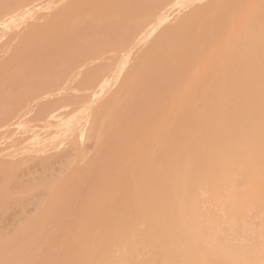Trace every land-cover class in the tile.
Listing matches in <instances>:
<instances>
[{
  "label": "bare ground",
  "instance_id": "bare-ground-1",
  "mask_svg": "<svg viewBox=\"0 0 264 264\" xmlns=\"http://www.w3.org/2000/svg\"><path fill=\"white\" fill-rule=\"evenodd\" d=\"M34 1L36 0H0V17L2 18L0 19L1 22L7 14L11 13V12L8 13L7 11L9 10H11L12 12L17 11L18 10L17 8L21 6H23V9L27 6H31L33 8L35 7V4H33ZM47 1H50V0H47ZM68 1L69 2L66 3L63 9L55 12V13H59L58 15H60L56 22H53L52 24H48L49 26L47 28H42L41 26H43L44 24L40 25V23H37V25L35 24L34 26L37 30V33L35 32L29 33L31 31L30 30L28 33L24 34V37L20 36L21 38L20 39L18 38L19 43L22 42L23 44H26L27 46L29 45L30 47L29 51L23 52V51H20L22 49L20 50L16 49L10 56L3 57L5 61L6 60L11 61V64L14 67L22 68L21 69L22 71L20 69L17 72L15 71L16 72L15 81L17 82L15 84H18L16 85V87H19L17 88L19 92H21L20 91L21 87L24 91L27 88H29L27 89V91L29 92L25 91L24 96L21 98H19L18 95L16 94V97H14V99L10 101V103H7L9 104L8 106L10 107L12 105V108L6 111L0 110L2 119L9 117L14 112H20L24 107V103H25L24 101L26 99L32 98L34 100L35 97L37 98L41 96L40 93H42L43 89H48L49 91V89L55 86V84L61 82L64 79V75H66L67 73H71L75 69H79V68L81 70V66H85L87 62H89V64L90 63L92 64V66H90L89 68L82 70L81 72L83 75L82 80H85L86 83L88 84V83H93L94 81L96 82V80L99 78L98 83L99 84L101 83V87H100L101 91L99 90L98 93H92V95L90 96L89 102L87 101L88 103L85 101L86 104H83V105L81 104L82 106L79 107V104L85 99V97L84 96L82 97V95L80 96L79 94L75 96V93H73L74 95H70L69 93V94H65L62 96H56L50 99H46L42 103H40L33 111L34 113L32 116L33 121L43 122L44 125L42 127L48 130L50 128H55L53 129L54 130L52 132L53 136H51L52 139L50 140H53V138H58V137L59 139H57L58 140L57 142L52 141L53 142L52 144L54 145H58L62 143V141L64 140H66L68 145L74 142V136L77 135L75 134L76 125L78 124L77 122L80 119H84L86 122L90 121L92 108L97 102L96 101L97 97L99 96V94H102V92L105 91L104 89H106L108 86H110L112 82L116 80V77L118 76L117 75L118 66H115V65L117 64L116 62L121 56V54L119 55V53L129 52L137 45H140L141 42L143 41L146 42L145 39L147 38L151 30L155 28V31H157L156 27L157 26L159 27V25H161L160 19L162 18H160L159 16L161 9H164V7L170 8L172 6H175L179 3L180 0H80V2L79 0H68ZM42 3H43L42 5H44V2ZM236 3H238V1ZM247 3L248 2H246V4ZM186 4H189V2L188 3L186 2ZM230 5L231 7L233 6L232 4ZM244 7L247 8L250 6L247 4V7H246L244 4ZM253 7L254 5L252 6V9L254 10ZM223 8H224V5H223ZM223 8L220 7L219 9L223 10ZM209 9L207 11H209ZM252 9L250 10L252 11ZM199 10L200 12H202V9H199ZM228 10H229V7H228ZM192 11H195V10H192ZM192 11H191V14H192ZM230 11H231V8H230ZM195 12L193 14H195ZM200 12L198 15H200ZM209 12H211V9ZM16 13L22 14L21 12L18 13V11ZM87 14L92 15L90 19H85V15ZM168 14H171V13H168ZM192 15H191V18H193ZM237 15H240V14H237ZM237 15L235 16L237 17ZM23 16L21 15V17L20 16L19 17L22 19ZM26 16L27 15H25L24 17ZM217 16L218 15H216V17ZM242 16L243 15H241V18L243 20ZM9 17L10 16L8 15L7 19ZM34 17L35 16H33V19ZM218 17H217V21H218ZM236 17H234L235 20H236ZM185 18H183L182 20H184ZM191 18L190 19L186 18L188 19L186 22L190 21ZM256 18L257 19L255 20L254 23H259V24H254L253 25L254 27L248 28L243 35V39L241 40L242 50L239 53L240 57H237V58L235 57L225 62L224 67L222 69L221 68L219 69L217 67L216 70H214V72L205 80V82L203 83L200 89L190 90V92L184 97V99L180 101L178 110L173 116L174 120L171 123L166 125V128L163 131V135L156 140V142L149 149V151H147L148 153L146 154L142 153L143 155H139V154H136L135 151L139 148H142L141 146H144L143 144L146 142L144 140L147 139V138L145 139L144 136L150 134V132L153 131V129L156 127L154 125L156 123L155 122L156 120H152L150 117H148L150 118V120L148 119L150 122L145 121L144 123H140L141 124L140 129H138V126L136 127L130 124L126 125L130 127H125V129L122 131L121 137L117 139V143L125 142V145L123 148L117 147L115 151L117 152V155L111 159V163L115 164V167L113 168V172H112V179H113L112 183H108L110 178H106V179L103 178V180H101L103 181V183L101 182L102 186L98 185L99 188L97 187L100 191L98 194H103V197H105V203H102L100 205L96 204L94 207L95 210L92 208L95 211L93 213L94 214L93 219L95 220V222L97 223L96 225L98 226V229H95V230L96 231L98 230V235L100 236V238L103 239V243L93 250V253L90 258L91 262L89 264H136L135 262H138V261H134V255L138 253L140 254L144 250L143 248H145V245L156 244L152 242L154 237H156L159 241H161L162 244H164L162 248L165 253V258L161 264H216L215 263L216 258L215 256H213L212 250L208 252L206 251L205 248L201 246L197 248L199 243H196L195 248L191 246H186L183 244L182 245L178 244L180 243L181 233L184 232L188 234L189 236L194 237V239H197L198 230L200 226H202V224L205 225L207 221L214 220V218L216 217L215 214L219 213L220 211L222 213L226 212V213H231L234 215H239L243 211H247V208L249 207L250 208L256 207L260 209L264 215V20L263 18L259 16L258 17L256 16ZM12 19H14V17ZM49 19L51 20L52 17H50ZM204 20H202V23H204ZM235 20L232 26H235ZM217 21L215 18L214 22H217ZM221 21L220 23L224 22V20L223 22ZM225 22H226V19H225ZM7 23L5 22V24ZM9 23H10V20H9ZM11 24H13L12 21H11ZM18 24L19 23L17 22V25ZM229 24H231V22ZM1 25L2 24H0V26ZM183 25H180V26L183 27ZM3 26H6L5 29H7V27L9 28L10 26L11 28H13L12 25L10 26L3 25ZM30 26L31 24L29 25V27L26 28L27 31L30 29ZM175 26H177V24ZM196 26L197 24L195 25V27ZM201 26L199 25L198 30L200 29ZM203 26L201 27V29L203 28ZM213 26L215 27V25ZM174 27L172 29L168 27L166 32H169V30L170 31L173 30ZM33 29L34 28H32V30ZM159 29H158V32H159ZM175 30H177L176 27H175ZM239 30H238V33H239ZM17 31L15 30V33H18ZM200 31H199V34H200ZM170 33L169 35H171L173 31L171 34ZM201 33H203V30L201 31ZM18 34L20 35V33ZM172 36L173 35L167 36V37H172ZM174 36H176V34ZM217 36L219 37V35ZM156 38L157 39L155 40L153 39L154 41L151 40L150 42H152L153 44L159 43L158 45H163V44H160V42H162V39L160 41L159 37H156ZM214 38L216 40V36ZM219 38L221 39L222 35H220ZM219 38L217 41H219ZM165 39L167 42L168 41L167 38ZM203 41L205 40L202 39L201 42ZM229 41H230V36H229ZM169 42H174V41L171 39V41L169 40ZM201 42L198 41L197 44H200L202 47L204 46L202 44H204L206 41L204 43H201ZM19 43L16 42L14 44L18 45ZM165 43H164V46H165ZM218 43L219 42H217V44ZM227 43L229 42L227 41ZM227 43L225 41V45H227ZM4 44L6 47L7 46L10 47L9 45H6V43ZM214 44L215 42L212 44V46ZM146 47H144L145 49H142V52L140 51L141 53L138 54L137 60L139 59L140 60L139 62L142 61L141 58L143 59V56L147 55L148 52L150 53L154 52L155 54L156 53L155 51H157L155 50L156 47L155 48L152 47L153 48V49L151 48L152 51H147ZM213 47H217V46L214 45ZM204 48H206V46ZM185 49L184 51H186ZM199 49H197L196 51L198 52ZM207 51L204 54H207ZM212 51L213 50L211 49V52ZM162 52L159 51V53H162ZM197 52H195V55H194L195 57H196ZM211 52H208V53H211ZM217 53H219V51H217ZM154 54H150V55L153 56ZM202 54L200 56H202ZM158 55L159 54H157L156 57ZM39 56L40 57L42 56V58L39 59L40 58ZM47 56H51V57L53 56L52 57L53 59L49 61L52 64L58 66V67L55 66V70H56L55 74H53L55 72L53 68L54 65H52L53 67L50 65L52 68L48 72L47 70L48 67L46 66V68L44 69L45 67L44 64H41L43 62L46 63L45 65L51 64L49 63V61L47 62L45 60L46 58H48ZM25 57L27 58L31 57V59L34 58L33 59L34 64L31 63L29 60L27 62V58ZM154 57L153 58L149 57V59L152 60L154 59ZM161 57L162 56H160V58ZM199 57L198 59L202 60ZM100 58L101 60L104 59V61L102 62L99 61L97 63L98 65L93 66V63L95 64V62L100 60ZM130 58L131 57L129 56V59ZM22 59L26 61L27 63L21 62ZM204 59L206 58L204 57ZM36 60L38 63L40 60H42V62L40 61L39 63L40 68L44 66L43 68H41L42 70H44L42 73L37 63V67L34 66V69H37L36 73H39V74L41 73L42 75H44V77L49 75V77L47 76L48 78L47 80L46 78H40V79H43V80H40L38 76L36 75V73H34L35 71H33L34 74L32 72L30 73V71H32L33 69L32 65L36 64L35 63ZM125 60L126 59H124V61ZM143 60L145 61V58ZM170 60L171 59L167 60L168 63ZM179 60L177 64L180 63L181 60L180 61ZM59 61L61 65L59 64ZM61 61L63 62L61 63ZM144 61H142L141 63L142 64L145 63ZM156 61L158 62L160 61L161 63L162 60H156ZM189 61L191 60L189 59ZM189 61L187 60V63ZM19 62H21L22 67L18 65ZM151 62L154 63L153 60ZM29 63H31L32 65H30ZM160 63H155L153 65L154 67H157L155 65L158 64V67H159ZM26 64H28V66ZM188 65L190 64L188 63ZM23 66L25 67L26 72ZM26 66L30 68L29 71H28V68H26ZM203 66H206V65H203ZM120 67L119 69H121ZM133 67H135V65H133ZM133 67L131 70L130 69L128 70L129 71L134 70L136 72V69L138 68L137 72H140L139 71L141 69L140 67H137L135 69H133ZM141 67L143 68L144 65ZM196 67H194L195 71H197ZM146 68L149 69V67H146ZM176 68H173V70ZM183 68H186V67H183ZM148 69H145V70L148 71ZM152 69L153 68H151V70ZM201 69H204V67L203 68L201 67ZM157 72L160 73V70H157ZM191 72H192V77H193V71H190L189 74ZM220 72H224V73H220ZM50 73L52 74V76L50 75ZM141 73L140 75H142ZM186 73L187 71L185 72V75ZM32 74L35 75L36 77H34ZM152 74H149L150 77ZM164 74L163 76L165 80L166 74L165 75ZM70 75L72 77V74ZM140 75L139 77H137V79L140 78ZM155 75H154V78L156 79L158 74L156 77ZM30 76H31V79H30ZM123 76L126 77L125 74L124 75L122 74L121 76L122 79H124ZM204 76L205 75H203L202 77ZM35 78H37L38 81ZM147 79H149V76ZM23 80L26 82H24ZM147 81L148 80L144 82L146 83ZM20 82H21V85H20ZM64 82H65V79H64ZM31 84H33L34 86H32ZM152 84L154 85L155 83H152ZM152 84L150 86H153ZM24 85H27V86L25 87ZM62 85L64 86L65 83ZM156 85H159V84L157 83ZM29 86L30 87L32 86V88H30ZM140 86H143V85H140ZM124 87L121 89V91L126 90L124 89ZM143 87L145 88L146 85L144 84ZM33 88H35L34 91L31 90ZM130 89H132V86ZM152 89L154 88H151L150 90ZM137 90L138 88L136 89V92ZM140 90L138 91L140 92ZM53 92L54 91H52V94ZM57 92L59 93V90H57L54 93H57ZM139 92H137L138 95L136 94V96H134L135 97L134 100L136 99L137 96L143 95L141 94V92H140L141 94L140 95ZM129 93L131 94V90H129ZM133 93H135V91ZM151 93L149 92L150 95ZM44 94H46V92L43 93V95ZM48 94H51V93H48ZM146 95H143V96H146ZM156 95L154 97H156ZM169 96L170 94L167 97ZM130 97L132 98V95H130ZM148 98L149 97H147V99ZM166 98L164 99V101H166ZM178 98L179 97L177 94V98L175 97L174 99L177 100ZM112 99H114V97H112ZM112 99L109 100L108 102L106 101V103L104 102V104L102 105L109 104L110 101H112ZM38 102L40 101H37V103ZM158 102H160V100ZM127 104H129L130 106V103H127ZM171 104L172 103H170L169 105L171 106ZM126 106H127L126 108L129 107L128 105ZM139 107L141 108V106ZM171 107L172 108H170V111L173 109V106ZM0 108H1V105H0ZM130 108L131 107H129V109ZM69 109L74 110V112H72L74 113L73 116H65L64 113H62V112H65L63 110H69ZM136 109L134 110L136 111ZM167 110H169V106ZM145 111L146 110H144V112ZM165 111H161V112L165 113ZM98 112L99 111H97V113L93 115L91 119V124L89 123V129H90L89 137L90 138H95L96 135H98L97 133H99L98 130L101 128L100 126L102 125V122H103L102 120H104L106 117L109 116L110 113H112L111 110L109 111L110 113L107 111L108 113L107 112L106 113L108 115H106V117L104 116L103 118H101L102 119L101 120L102 122H101L99 120L100 114H98ZM123 112H124V109L121 110L120 113H123ZM128 112L130 113L131 110H129ZM171 112H173V110ZM52 113H59L58 115L60 116L54 117V120H52V118H50ZM118 113L117 115H119ZM167 113L165 115H167ZM131 115H134V113ZM161 116H162V113L160 114V121H161V118H163V116L162 117ZM116 118L118 119V117ZM122 118L120 117L119 120L121 121ZM129 120L132 121L133 119H129ZM151 121H154L153 124L151 123ZM111 122L113 121H110V123ZM158 123H159V120L157 119V124ZM85 124H86L85 126H88L87 123ZM136 124H139V123H136ZM115 126L116 125H114L113 130H115ZM194 126L196 129L194 128ZM89 129H85V128H83L82 130L80 129V131L78 132L79 137H81V139L84 137H87V132L89 131ZM107 131H108L107 129L106 131L104 130L103 132L104 134H101V136L102 137L106 136L108 135L109 132H112V131H109L107 133ZM160 132H157L158 135H160ZM155 135H157L156 132H155ZM102 137H100V139ZM154 137L156 136H153V139H155ZM61 138L63 139L60 140ZM80 142L78 143L77 141V143L81 145ZM179 142H181V144H179ZM151 144L149 143L150 146ZM103 146L104 145H102L101 148ZM100 155L101 154H99L100 162H98L99 160L98 161L96 160V161L101 164ZM98 163H95V164L99 165ZM92 167H94V165ZM87 168L89 167L87 166ZM94 170L93 172L91 170L89 171V173L90 172L93 173V177L95 176L94 173H96L94 172ZM103 197H101V199ZM106 197H108L107 202H106ZM202 198H205L206 201H208L210 204L209 206L210 209L207 211V213L201 211L200 209V203H201ZM111 199L112 201L108 203V201ZM67 200H69V197ZM79 200H81V203H82V199L79 198ZM96 200H97V197H96ZM97 202L100 203L101 201L98 199ZM94 204H95V201L93 205ZM86 210L88 211V209ZM88 214H90V212ZM81 225L82 224H80V226ZM169 237H172V240L175 241V244L172 248L169 247L166 242L167 239H169ZM112 245H115L116 247L115 249H117L120 253L118 259H116L117 257L114 256L113 254L114 248L112 249L111 247ZM212 246H213L212 248H218L217 244H212ZM155 247H156L155 245L151 247L150 253L152 255V261L149 262V264H158L156 262V259L158 257L157 255L159 254H157L158 252L156 251ZM147 248L149 251L148 245H147ZM145 252L146 251H144V253ZM140 255L139 256L135 255L137 256L138 260L141 259V257H143ZM228 262L229 264H248L244 262L243 260L237 263V260L231 259V260H228L227 263ZM139 264H148V261L145 259L139 260Z\"/></svg>",
  "mask_w": 264,
  "mask_h": 264
},
{
  "label": "rangeland",
  "instance_id": "rangeland-1",
  "mask_svg": "<svg viewBox=\"0 0 264 264\" xmlns=\"http://www.w3.org/2000/svg\"><path fill=\"white\" fill-rule=\"evenodd\" d=\"M180 1L175 6H172L170 8L164 7V9H161L160 15H159L160 18H162V19H160V21H161V25H159L160 29L157 26L156 27L157 31H155V28L153 30H151V32L149 33V35L145 39L146 42H144V41L141 42L140 45H137L136 47L133 48L134 50L132 49L133 51L131 50L132 52L129 51V52L119 53V55L121 54V56L119 57V59L116 62L117 64L115 65V66H118V70H117L118 76L116 77V80L114 82H112L110 84V86H108L106 89H104L105 91L103 90L104 91V92H102L103 95L99 94V96L97 97V99H96L97 102L95 103V105L92 108L90 121L86 122L84 119H80L77 122L78 124H80V125L77 124L78 126L76 125L75 134H77V135L74 136V142L70 143V145L67 144L66 140L62 141V143H60L58 145L52 144L53 143L52 141L57 142L58 141L57 139H59V137H58V138H53V140H50V139H52V137H51V136H53L52 132L54 131L53 129H55V128H50L48 130V129L42 127L44 125L43 122L33 121V119H32V116L34 114L33 111L44 100L50 99V98H53L56 96H62V95L69 94V93H70V95H74L73 93H75V96H77V94H79L80 96L82 95V97L83 96L85 97V99L83 98L84 100L79 104V107H81L83 104H86L87 101L89 102L90 96L92 95V93H98L99 90L101 89L100 88L101 83L100 84L98 83L99 78L96 80V82L95 81L93 82L94 85H93V83L87 84L85 80H82V78H83V75L81 73L82 70H85L86 68H89L90 66H92V64L91 63L89 64V62H87V64H86L87 66L86 65L81 66V70H80V68L75 69L73 72L67 73L66 75L69 74L68 76L64 75L65 82L63 79L61 82L55 84V86L50 88L54 92L59 90V93L53 92V94H52V91L50 89H49V91H48V89H43L42 93H40L41 96H39L37 98L35 97L36 100L35 99L33 100L32 98L26 99L24 101L25 102L24 107L20 112H14L9 117L3 118V119H2L1 114H0V264H82V263L83 264H89L91 262L90 258H91V255L93 253V250L103 243V239L100 238V236L98 235V230L97 231L95 230V229H98V226L96 225L97 223L93 219V216H94L93 213L95 212L94 211L95 205L96 204L100 205L102 203H105V197H103V194H98L100 192L98 189L99 188L98 185L102 186L103 181H101V180H103V178H105V179L110 178L108 183H112V180H113L112 179V172H113V168L115 167V164L111 163V159L117 155V152H115L117 147L123 148L125 145V142L124 143H117V139L119 137H121L122 131L125 129V127H130V126H126V125L130 124V125H134L136 127L138 126V129H140L141 128L140 123H144L145 121L150 122L149 121L150 118L152 120H156L155 121L156 123L154 124L156 127L153 129V131L150 132V134L144 136V138L145 139L147 138L148 140L147 139L144 140V141H146L145 143L143 141L144 144L141 142L144 145V146H141L143 149L139 148L135 151V153L139 154V155H143V154L148 153L147 151H149V149L153 146V144L156 142V140L163 135V131L166 128V125L171 123L174 120L173 116L178 110V106H179L180 101H182L184 99V97L190 92V90L200 89L202 87L203 83L205 82V80L214 72V70H216L217 67L219 69L220 68L222 69L224 67L225 62H227L228 60L233 59L235 57L236 58L240 57L239 53L242 50L241 40L243 39V35H244L245 31L248 28L254 27L253 26L254 24H259V23H254L255 20L257 19L256 16L257 17L259 16V17L263 18V20H264V0H251V1L250 0H237L239 4L236 3L237 2L236 0H193V1L192 0H190V1L189 0H184V1L182 0L181 2ZM232 1H234V2H232ZM249 1H250V3H249ZM42 2H44V5H42L43 4ZM67 2H69V1L68 0H50V1L36 0L33 2V4H35V7L32 8L31 6H27L23 9V6H21V7L17 8L18 10L17 9L16 10L18 11V13L21 12L22 14H17L16 13L17 11H13L15 13L14 14L11 10H9L7 12L8 13L11 12V13L7 14L5 16V18L2 20V22L0 20V24H2L0 26V30H1L0 31V35H1L0 36V46H1V48H0V105H1L0 110L6 111V110L11 109L12 105L10 107V106H8L9 104H7V103H10V101H12L14 99V97H16V94L18 95L19 98H21L24 96L25 91L29 92V91H27V89H29V88H27V89L25 88L27 85H24L25 86L24 88L26 89L25 91L21 87L20 88L21 92H19V90L17 89L19 87H16V85H18V84H15V83H17L15 81V74L19 69L21 70L22 68L14 67L11 64V61H7V60L5 61L3 59V57L10 56L16 49H19V50L22 49L20 51H23V52L29 51L30 50L29 45L27 46L26 44H23L22 42L19 43L18 40L21 37H24V34L28 33L30 30L31 31L29 33H33V32L37 33V30L34 27L35 24L37 25V23H40V25L44 24L41 27L47 28L49 26L48 24H52L53 22H56L60 15H58L59 13H55V12L63 9ZM79 2H80V0H79ZM186 2L187 3L189 2V4H186ZM214 2H216V3H214ZM246 2H248L247 4L250 7H247ZM180 4H181V6H180ZM230 4H232L233 6L231 7ZM244 4L247 8L244 7ZM204 5H206V6H204ZM223 5H224V8H223ZM253 5H254V7H253L254 10L252 9ZM44 6H46V7H44ZM210 6H211V8H210ZM218 7L223 8V10L219 9ZM228 7H229V10H228ZM180 8H182V9H180ZM209 8L211 9V12H209L210 11ZM230 8H231V11H230ZM240 8L243 11H241ZM25 9L27 12L25 11ZM196 9H197V11H196ZM199 9H202V12H200ZM208 9H209V11H207ZM212 9H213V11H212ZM236 9H237V11H236ZM250 9H252V11ZM192 10H195L196 12L192 11ZM233 10H235L236 12ZM169 11H171V12H169ZM191 11H192V14L194 12H195V14L192 15ZM205 11H206V13H205ZM244 11H245V13H244ZM199 12H200V15H198ZM218 12H219V14L222 12L220 14V16H219ZM28 13H30L31 15L34 14L33 15V16H35L34 19H33V16H31ZM162 13H164V14H162ZM168 13H171V14H168ZM189 13L192 15L193 18H191V15ZM204 13L207 16H205ZM11 14H12V16H11ZM237 14H240V15H237ZM8 15L10 16L8 18L10 20V23H9V20L7 19ZM21 15L22 16L27 15V16L26 17L23 16L24 18L22 17V19H21L20 18ZM216 15L219 16V17L217 16L218 21H217ZM235 15H237V17ZM241 15H243L242 16L243 20L241 18ZM91 16H92L91 14H87V15H85V19H90ZM185 16H186V18H189V19L191 18V20L186 22L188 19H186ZM13 17L15 20L12 19ZM18 17L20 18L21 22H20ZM50 17H52L51 20L49 19ZM234 17H236V20ZM183 18H185L186 20L185 19H184L185 21L182 20ZM215 18H216L217 22H214ZM0 19H2V18L0 17ZM225 19H226V22H225ZM179 20H180V22H179ZM202 20H204V23H202ZM223 20H224V22H223ZM234 20H235V26H232L234 23ZM7 21H8V23H7ZM11 21L13 24L16 23L15 25L17 26V28L15 25L11 24ZM31 21H33V22H31ZM162 21L164 24L162 23ZM220 21L223 23H220ZM5 22L7 24H5ZM17 22L19 23L18 25H17ZM230 22H231V24H229ZM178 23H180V24H178ZM209 23H210V25H209ZM9 24L12 25L13 28H11V26ZM23 24L25 25V27ZM28 24L29 25L31 24V26H30V29L27 31L26 28L29 27ZM176 24H177V26L178 25L180 26L183 24L184 25H183V27L178 26L179 27L178 28L177 26H175ZM196 24H197V26L195 27ZM3 25H7L10 27L9 28L7 27V29H5L6 26H3ZM185 25H187V26H185ZM199 25L200 26L204 25L203 28L205 27L204 28L205 30L203 28L201 29L202 26L198 30ZM213 25H215V27ZM174 26L177 28V30H175ZM168 27H170V29H172L174 27V29L171 31L169 30V32H166ZM232 27H234V28H232ZM21 28H22V30H21ZM32 28H34V29L32 30ZM239 28H240V30H239ZM14 29L16 31L18 30L17 32L20 33V35L18 33H15ZM158 29H159V32H158ZM200 30L201 31L203 30V33H201ZM219 30H221V31H219ZM238 30H239V33H238ZM172 31H173V33H172ZM199 31H200V34H199ZM218 31H219V33H218ZM232 31H233V33H235V32L236 33L233 34ZM162 33H163V35H162ZM164 33H166V34H164ZM169 33L173 36L176 34V36H174L175 39L173 36L167 37V36H171V35H169ZM216 34L219 35V37H220V35H222V38L220 39ZM177 35H178V37H177ZM179 36H180V38H179ZM195 36H196V38H195ZM215 36H216V40L214 38ZM229 36H230V41H229ZM156 37H159L160 41L162 39V42H160V44H163V45H158L159 43L153 44L152 42H150L151 40L154 41L155 39H157ZM223 37H224V39H223ZM15 38H16V40H15ZM165 38H167V40H168L167 42H166ZM218 38H219V41H217ZM171 39L174 42H169V40L171 41ZM202 39L205 40L206 42L205 41L201 42ZM9 40H10V42H9ZM223 40H224V42H223ZM198 41L201 43L205 42L204 44H202V45H204V46H202L203 48L201 47L200 44H197ZM225 41H226V43H227V41L229 43H227V45H225ZM16 42H18L19 44L18 45L14 44ZM168 42H169V44H168ZM212 42L213 43L215 42L214 45L217 47H213L214 45L212 46V44H213ZM217 42H219V43L217 44ZM4 43H6V45H9L10 47H8V46L6 47ZM164 43H165V46H164ZM187 44H188V46H187ZM15 45H17V46H15ZM157 45H158V47H157ZM199 45H200V47H199ZM205 46H206V48H204ZM144 47H146L147 51H152V49H153L152 47H154V48L156 47L157 49L155 48V50H157V51H155V50L154 51L156 53L158 52L157 54H159L158 55L159 58H158V56L156 57V55H157L156 53H155L156 54L155 55L154 52L153 53L148 52L147 55L143 56V59L145 58V61L141 58V60L144 61L145 63L142 64L141 63L142 61L139 62L140 60L139 59L137 60L138 54L142 52V49H145ZM4 49H6V50H4ZM161 49L163 50V52ZM177 49H178V51H177ZM184 49L186 51H184ZM197 49H199L198 52L196 51ZM211 49L214 51V52L212 51L213 53L211 52ZM223 49H224V51H223ZM158 50L161 51L162 53H159ZM206 51H207V54H204V53H206ZM217 51H219V53H217ZM195 52H197V54H196L197 58L194 56ZM208 52H211V53H208ZM149 53L154 54V55L151 56ZM201 54H202V56H200ZM127 55H129L131 58L129 59V56H127ZM148 55H150V56H148ZM192 55H193V57H192ZM160 56H162V57L160 58ZM47 57L48 58L45 59L47 62L49 60L53 59L52 58L53 56L52 57L47 56ZM49 57H51V58H49ZM146 57H148V58H146ZM149 57L150 58L154 57L155 60L152 59L154 61V63L151 62L152 60H150ZM198 57L201 58L202 60L204 59V57L206 59H204L202 61V60L198 59ZM25 58H27V57H25ZM41 58H42V56L39 59H41ZM172 58H174V59H172ZM30 59H31V57L27 58V62L29 60L31 63H33L34 58L31 60ZM36 59H38V58H36ZM124 59H126V60L124 61ZM168 59H171L169 61V63L167 61ZM189 59L191 61H189ZM22 60H21V62L27 63L26 61H24V60L22 61ZM156 60H162V61L160 63V61L158 62ZM178 60L180 61L179 64H177ZM187 60L189 61L188 63L190 65H188ZM40 61L42 62V60H40ZM40 61H39V63H40ZM99 61L102 62V61H104V59L101 60V58H100V60L96 61L95 64L93 63V66L98 65L97 63ZM21 62H19L20 64L18 63V65H20V67H22ZM52 62H53V60H52ZM62 62L63 61H61V63ZM137 62H138V64L141 63V64H139L141 66L144 65L143 68H145V69H148L146 67H149L148 71L143 69L141 66H139L137 64ZM198 62H200L201 64ZM206 62H208V63H206ZM25 63H24V65H25ZM31 63H29V64L32 65ZM35 63H36L35 65H32L33 69H34V66L37 67V63H38L37 60L35 61ZM39 63H38V66H39ZM49 63H51V62L49 61ZM155 63H160L159 67L162 64L163 65L160 68L158 67V64L155 65L157 67H154L153 64H155ZM185 63H187V64H185ZM196 63H197V65H196ZM41 64H44V66H45V67L43 66L44 69L46 68V66L49 68L50 65L51 66L54 65L52 63L45 65L46 63H44V62ZM59 64H60V61H59ZM122 64H124L125 67ZM26 65L28 66V64H26ZM133 65H135V67H133ZM152 65H153V67H152ZM185 65H187V66H185ZM203 65H206V66H203ZM27 66H26V68H28ZM51 66L49 69L47 68L48 72L53 67V66L52 67ZM55 66L58 67L57 65H54L53 68H54L55 72L54 73L52 72L53 74L56 73ZM43 67H41V68H43ZM119 67L121 69H119ZM132 67H133V69L140 67L141 68V69L139 68L140 72H137L138 68L136 69L137 73L134 70H133L134 72L129 71L128 69L131 70ZM150 67L153 69L151 70ZM183 67H186V68H183ZM194 67H196L197 71L194 70ZM201 67L202 68L204 67V69H201ZM23 68L25 69L24 66H23ZM39 68H40V66H39ZM173 68H176V69L173 70ZM187 68H189V69H187ZM29 69L30 68H28V71H29ZM33 69H32V71H30V73L31 72L33 73V71H35L34 73L37 72V69H34V70ZM40 69H38V70H40ZM199 69H201V70H199ZM47 70H45V71H47ZM142 70H144V71H142ZM157 70H160V73H158ZM40 71L43 73L44 70L41 69ZM126 71H128V72H126ZM167 71H168V73H167ZM184 71L185 72L187 71L186 75H185ZM190 71H193V77H192V72L189 74ZM194 71H195V73H194ZM5 72H7V73H5ZM25 72H26V69H25ZM121 73L123 75L125 74V76L127 77L126 78L123 76V78L125 80L122 79ZM140 73L142 75H140ZM155 73H156V75H155ZM164 73L166 74L165 80H164V76H163ZM198 73H200V74H198ZM220 73H224V72H220ZM38 74L39 73H36V75L38 76L39 79L40 78H46V80H47L48 79L47 76L49 77V75L44 77V75H42L41 73L39 75ZM44 74H46V73H44ZM70 74H72V77ZM149 74H152L153 76L151 75V77H150ZM157 74H158V76H157ZM50 75L52 76L51 73H50ZM139 75H140V78L137 79V77H139ZM154 75H155V77L157 76L158 79L157 78L155 79ZM203 75H205V76L202 77ZM31 76H30V79H31ZM33 76L36 77L35 75H33ZM148 76H149V79H147ZM145 77H147V78H145ZM119 78H120V80L122 79L123 81L122 80L120 81ZM28 79H26V80H28ZM35 79H37V78H35ZM141 79H142V81H141ZM145 79L148 80L146 83L144 82V81H146ZM152 79L154 80V82ZM40 80H43V79H40ZM150 80H152V81H150ZM193 80H194V82H193ZM37 81H38V79H37ZM44 81H45V79H44ZM24 82H26V81H24ZM31 83H33V82H31ZM64 83H65V85L63 86L62 84H64ZM150 83L151 84L155 83V84L154 85L152 84L153 86H150L151 85ZM157 83L159 85H156ZM144 84L146 85L145 88L143 87ZM168 84H170L171 86ZM20 85H21V82H20ZM31 85L34 86L33 84H31ZM138 85L139 86L143 85V86L139 87ZM32 86L31 87L29 86V87L32 88ZM131 86H132V89H130ZM123 87H124V89H126L125 91H121V89ZM141 87H142V89H141ZM56 88H58V89H56ZM137 88H138V90L141 89L140 90L141 94H143V95H146L147 93L148 94L146 96H143V95L137 96L136 99L134 100V98H135L134 96H136V94L138 95L137 92H139L138 90L136 92ZM151 88H154V89L150 90ZM167 88L170 90H168ZM34 89L35 88H33L31 90L34 91ZM171 89H173V90H171ZM129 90H131V94L129 93ZM165 90H167V91H165ZM134 91H135V93H133ZM143 91L145 93L146 92L147 93L145 94ZM45 92H46V94L43 95V93H45ZM140 92H139V94H140ZM149 92L150 93L153 92V93H151V95H150ZM157 92H159L160 94ZM180 92H181V94H180ZM48 93H51V94H48ZM156 93H157V95H156ZM129 94L132 95V98L130 97ZM153 94H155L156 97H154L155 95H153ZM169 94H170V96L167 97ZM177 94H178L179 98L176 100L174 98L175 97L177 98ZM162 95H163V97H162ZM41 97H42V99H41ZM112 97H114V99H112ZM147 97H149V98L147 99ZM152 98H153V100H152ZM165 98H166V101H164ZM111 99H112V101H110L109 104L102 105V104H104V102L106 103V101L108 102ZM141 99H142V101H141ZM157 100L158 101L160 100V102H158ZM37 101H40V102L37 103ZM156 102H158V103H156ZM115 103H116V105H115ZM127 103H130V106ZM170 103H172L171 106H173V109H172L173 112H171L172 110L170 111V108H172L169 105ZM3 104H5V105H3ZM35 104H36V106H35ZM126 105H128L131 108L130 109H129V107L126 108L127 107ZM139 106H141V108ZM168 106H169V110H167ZM133 108L134 109L137 108L136 109L137 113ZM123 109H124V112L120 113L121 110H123ZM69 110H71V109H69ZM69 110H63L65 112H62V113H64L65 116H73L74 113H72V112H74V110H71V111H69ZM110 110L112 113L109 112ZM129 110H131L130 113L128 112ZM144 110H146V111L144 112ZM97 111H99L98 114H100V119H99L100 121L102 120L101 118H103L104 116L106 117V115H108L107 114L108 112L110 114L108 117H106L104 120H102L103 122L101 121L102 125L100 124L101 128L98 130V132H99V133H97L98 135H96L95 138H90L89 137V132H90L89 123L91 124V119H92L93 115H95V113H97ZM161 111H165V113L161 112ZM117 113L119 115L121 114L120 115L121 118L123 116L121 121L119 120L120 117H119V115H117ZM133 113H134V115H131ZM161 113L163 116V118H161V121L163 120L162 122L160 121V114ZM166 113H167V115H165ZM58 114L59 113H52L50 118H52V120H54V117L60 116ZM126 115H127V117H126ZM150 115H152L153 117ZM139 116H140V118H139ZM116 117H118V119ZM148 117H150V118H148ZM154 117H155V119H154ZM129 119H133V120L131 121ZM157 119L159 120L158 124H157ZM110 121H113V122L110 123ZM119 121L122 123H120ZM123 121H124V123H123ZM153 122L154 121H151L152 124H153ZM85 123H87L88 126H85L86 125ZM136 123H139V124H136ZM114 125H116L115 130H113ZM162 125H164V126H162ZM83 128L89 129V131L87 132V137H84L81 139V137H79V135H78V132L80 131V129L82 130ZM194 128H195V126H194ZM106 129L108 130L107 133L109 131H112V130L113 131L109 132L108 135L102 137L101 134H104L103 132H104V130L106 131ZM161 129H162V131H161ZM128 132H127V134H128ZM155 132L157 135H155ZM157 132H160V135H158ZM49 134H50V136H49ZM153 136H156V137H154L155 139H153ZM100 137H102V138L100 139ZM148 137L149 138L151 137V138L149 139ZM97 138H99V139H97ZM62 139L63 138H61L60 140H62ZM96 140H98V141H96ZM77 141H78V143L81 141L80 142L81 145L78 144ZM152 141H153V143H152ZM149 143L150 144L152 143L151 146L149 145ZM179 144H181V142H179ZM102 145H104V146L101 148ZM99 154H101L100 155L101 156V164L98 163V162H100ZM96 160L97 161L99 160V161L97 162ZM95 163H98L99 165H97ZM93 165H94V167H92ZM87 166L89 168H87ZM96 167H97V169H96ZM94 168L97 171H95ZM90 170L92 172H93V170H94V172H96V173H94L95 174L94 177H93L92 172L89 173ZM17 188H19V189H17ZM51 193H52V195H51ZM96 194H97V196H96ZM68 197H69V200H67ZM96 197H97V200L99 199L101 201L100 203L97 202ZM101 197H103V198L101 199ZM76 198L78 200H79V198H81L82 203H81V200L78 201ZM107 199H108V197H106V202H107ZM202 199H201V203H200V209H201V211L207 213V211L210 209V207H209L210 204L208 201H206L205 198H202ZM62 200H64V201H62ZM94 201H95V204L93 205ZM111 201H112V199L109 200L108 203H110ZM85 208L88 209V211ZM89 212H90V214H88ZM215 216L216 217L214 218V220L207 221L206 223L204 222L205 225L202 224V226H200V228L198 230V238L197 239H194V237L189 236L188 234L183 232L180 235V243H178V244H180V245L183 244V245L191 246V247L195 248L196 243H199L197 248H199V246H201V247L205 248L206 251H208V252H210V250H212L213 256H215V258H216V261H215L216 264H229V262L227 263V261L231 260V259L237 260V263H239L241 260H243L244 262H246L248 264H264V215L260 209H258L256 207H254V208L249 207V208H247V211H243L239 215H234V214L226 213V212L222 213L220 211L219 213L215 214ZM80 224H82V225L80 226ZM59 228L61 231L59 230ZM152 242L156 243V244H147L149 247V251H148L147 245H145V248H143L144 250L140 253L141 255L139 253L135 254V255L143 256L139 260L145 259L148 261V264H149V262L152 261V255L150 253V250H151V247L153 245H155L156 246L155 249L158 252L157 254H159V255H157L158 257L156 259V262L158 264H161L165 258V253H164V250L162 248L164 246V244H162L161 241H159L156 237H154ZM166 242H167V245L171 248L175 244V241L172 240V237H169V239H167ZM211 243L217 244L218 248H212L213 246ZM111 247H112V249L114 248L113 254H114V256L117 257L116 259H118L119 254H120L119 251L117 249H115L116 248L115 245H112ZM159 250H161V251H159ZM144 251H146V252L144 253ZM212 253H211V255H212ZM142 254H144V255H142ZM135 255H134V261H138L135 263L139 264V260L137 259V256H135ZM144 256H145V258H144ZM138 258H140V257H138Z\"/></svg>",
  "mask_w": 264,
  "mask_h": 264
}]
</instances>
